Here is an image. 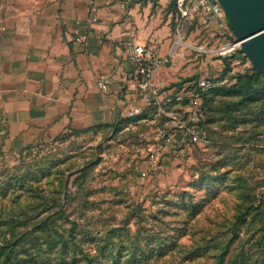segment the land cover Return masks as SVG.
Instances as JSON below:
<instances>
[{"label":"rangeland","instance_id":"374dc122","mask_svg":"<svg viewBox=\"0 0 264 264\" xmlns=\"http://www.w3.org/2000/svg\"><path fill=\"white\" fill-rule=\"evenodd\" d=\"M176 13V44L191 49L193 66L182 102L110 128L0 147V264H55L47 231L58 229L114 249L93 264H211L216 244L234 238L232 247L264 261L254 245L264 240V72L224 8L183 17L176 5ZM194 116L208 128L207 142L178 125L193 127ZM160 129L172 136L167 145ZM13 243L19 253L7 259ZM199 244L209 248L187 253Z\"/></svg>","mask_w":264,"mask_h":264},{"label":"crops","instance_id":"0c3cea01","mask_svg":"<svg viewBox=\"0 0 264 264\" xmlns=\"http://www.w3.org/2000/svg\"><path fill=\"white\" fill-rule=\"evenodd\" d=\"M178 30L176 0H0V147L122 121L140 104L125 80L139 44L172 56L156 73L172 91L193 67ZM101 73L113 74L108 92Z\"/></svg>","mask_w":264,"mask_h":264},{"label":"built area","instance_id":"2783aa9c","mask_svg":"<svg viewBox=\"0 0 264 264\" xmlns=\"http://www.w3.org/2000/svg\"><path fill=\"white\" fill-rule=\"evenodd\" d=\"M132 0H120L123 7H127ZM176 5L180 11L181 16L187 17L195 10H206L209 15H218L223 11V6L220 0H176ZM180 33V28L178 34ZM84 36H80L78 39ZM133 65L132 69L126 74L125 80L130 90L131 98L138 100L140 104L132 105L128 111V117L137 116L147 108L161 107L173 103H179L184 100L183 93L179 90L172 91L165 90L158 81L156 73L160 68L168 67L172 63L171 55H161L148 45L139 44L133 48L132 54ZM112 73H101L97 78V86L100 91L108 92L112 78ZM170 118L176 119L171 113H168ZM199 118L192 117L194 126L188 128L182 123H178L181 128L187 129L193 142L209 140L205 130L198 123ZM177 122V121H176ZM5 128L0 127V143L5 136ZM160 135L164 139L165 145L171 140V134L166 130L160 129ZM152 159L157 165H161L162 155L158 156L157 152L151 153Z\"/></svg>","mask_w":264,"mask_h":264},{"label":"trees","instance_id":"16d2710c","mask_svg":"<svg viewBox=\"0 0 264 264\" xmlns=\"http://www.w3.org/2000/svg\"><path fill=\"white\" fill-rule=\"evenodd\" d=\"M191 81L187 79L180 80L179 82L175 83V90L181 89L184 85L187 83L189 84ZM191 84L188 85V87ZM249 86H250V81H249ZM177 103H173L167 106H174ZM157 106L155 107H150L147 108L143 111V113L134 116V117H128V118H140L145 115V113L150 112V111H156ZM206 134L208 135V128L203 127ZM71 131L73 132H83L85 130H77V129H72ZM76 230H70L69 233L67 234L68 231L65 229H58L54 234H51L52 231H47L49 233V236H52L53 240H50L48 243V260L49 261H54L55 264H93V261L95 259L96 254L100 253H105L108 250L113 251L114 249L107 247L105 244L102 245H94L93 246H86L83 241H79L78 239H75V235L73 236V233ZM23 235H19L15 237V241L18 243L22 240ZM236 238H234L232 241L225 243L224 245L216 244L218 247L217 249L212 252L210 255V259L213 260L211 264H264V261H260L261 256L256 255V254H251L249 253L250 250L249 248L246 249L245 246H241L238 248L232 247L234 241ZM14 244L10 245V253L6 255L7 259H10V255L12 253L18 254V246L14 248ZM253 245V244H252ZM258 249L257 251L263 252L264 250V240L260 243H255L254 244ZM254 245L252 246L254 248ZM25 252H29L27 246H21ZM207 247L206 244H199L195 248L189 250L187 253H197L199 256L201 255L200 252H204ZM213 246H210V248ZM252 248V249H253ZM6 247H2V250H0V257L4 253ZM256 249V248H255ZM46 257V258H47ZM115 264H121L120 260L115 261ZM129 264H137L134 260H130Z\"/></svg>","mask_w":264,"mask_h":264},{"label":"water","instance_id":"95a60500","mask_svg":"<svg viewBox=\"0 0 264 264\" xmlns=\"http://www.w3.org/2000/svg\"><path fill=\"white\" fill-rule=\"evenodd\" d=\"M238 39L264 72V0H220Z\"/></svg>","mask_w":264,"mask_h":264}]
</instances>
